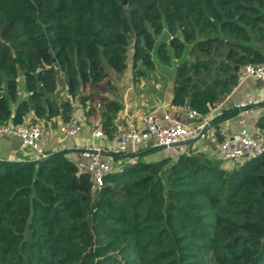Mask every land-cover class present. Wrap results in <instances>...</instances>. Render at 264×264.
Returning a JSON list of instances; mask_svg holds the SVG:
<instances>
[{"label":"trees","instance_id":"16d2710c","mask_svg":"<svg viewBox=\"0 0 264 264\" xmlns=\"http://www.w3.org/2000/svg\"><path fill=\"white\" fill-rule=\"evenodd\" d=\"M122 3L0 0V121L25 123L29 109L55 115L63 74L87 122L100 116L109 133L121 108L102 95L109 74L132 63L139 78L156 62L173 68L170 104L206 115L244 66L264 62V0ZM59 108L67 120L71 102ZM256 127L264 130V116ZM158 148L117 157L120 169L98 188L67 151L0 161V264H264V152L230 167L200 146L143 160Z\"/></svg>","mask_w":264,"mask_h":264},{"label":"crops","instance_id":"0c3cea01","mask_svg":"<svg viewBox=\"0 0 264 264\" xmlns=\"http://www.w3.org/2000/svg\"><path fill=\"white\" fill-rule=\"evenodd\" d=\"M241 70L239 71L237 84L224 99L215 105L211 114L220 115L224 110L235 107L242 100L263 95L262 83L244 74ZM109 77L111 90H105L102 95L108 99L117 100L121 105L120 111L115 114L113 119L115 125L114 130L112 129L113 131L111 130L109 133H105L101 129V119L98 116L93 123H88L86 119L85 124L75 136L63 138L59 131V126L63 121L59 115V107L62 101L67 100V97L63 74H57L58 89L53 94L51 100L56 114L49 118H37L32 109H29L24 117L25 123L37 122L42 125L43 135L41 138V146L46 154L67 151V156L78 165L80 170L85 171L87 160L82 156L81 149L95 140L92 136V130L95 128L101 129L105 134V138L102 141H96L103 143L106 138L116 133L121 127L137 121L138 116L146 112H155L158 115L168 113L172 117L188 124L200 122L199 119L189 118L187 116V107H176L170 104L174 83L173 68H167L156 62L153 70H148L142 77L137 78L134 77L132 63H129L127 70L123 74L110 73ZM89 92H92L91 86ZM18 95L21 100H24L25 97L28 98V95L24 92L22 77L18 82ZM76 101L80 103L78 98ZM26 102L29 104V99ZM80 105L85 109L87 115V107H84L81 103ZM96 105L97 108L102 107L100 104ZM15 109L16 104L13 103L12 110L14 111ZM244 109L245 112L242 118L245 119L247 128L259 139H262L264 137V130L261 131L256 127V123L261 116H264V102L249 104ZM209 114H206L205 117ZM240 129V118L237 115L233 116L221 122L218 129L211 125L210 132L207 133L208 136H205L200 142L196 141L193 144L191 143V148L203 144L210 150L216 151L220 144L217 142L216 131L222 136L224 133H236ZM189 146L175 145L165 149L168 151L174 150L178 155L186 149L190 150L191 148H188ZM132 153L134 152L127 154ZM34 160H37L36 154L29 148L24 147L19 138L14 136L0 137V161L29 162Z\"/></svg>","mask_w":264,"mask_h":264},{"label":"built area","instance_id":"2783aa9c","mask_svg":"<svg viewBox=\"0 0 264 264\" xmlns=\"http://www.w3.org/2000/svg\"><path fill=\"white\" fill-rule=\"evenodd\" d=\"M242 72L262 83L264 90V62L260 64H248L242 68ZM67 99L71 102L72 110L67 120L62 121L59 131L63 138L75 136L86 122L87 115L84 108L71 97L65 86ZM264 102L262 96L245 99L238 102L235 108L238 109L237 116L240 118L241 129L236 133H224L223 139L218 145L217 156L223 163H239L246 159L260 156L264 152V137L259 139L246 126L243 117L244 108L249 104ZM189 118L199 119L196 124H188L172 117L168 113L157 114L146 112L138 116L137 121L126 124L116 133L109 136L103 143L105 134L101 129H93L94 141L81 149L82 156L87 160L85 171L95 187H100L104 177L120 169L121 159L119 156L129 152H137L141 149L163 147L197 136L204 125L209 127L215 116L219 114H200L194 109L188 108ZM43 127L39 123L13 124L12 122L0 121V137L14 136L20 139L24 147L32 150L37 159L44 158L46 154L41 146ZM205 134L201 135V139Z\"/></svg>","mask_w":264,"mask_h":264},{"label":"rangeland","instance_id":"374dc122","mask_svg":"<svg viewBox=\"0 0 264 264\" xmlns=\"http://www.w3.org/2000/svg\"><path fill=\"white\" fill-rule=\"evenodd\" d=\"M242 71V70H241ZM208 132H210L209 130L205 133L206 135V137L208 136ZM202 139H204V138H202ZM199 142L201 141V139L200 140H198ZM200 147H201V149H203L205 152H208L209 154H211L212 153V150H210L207 146H205V145H203V144H200ZM167 152V153H166ZM213 153H215V155H216V157L218 158V156H217V154H216V151L215 152H213ZM167 155H170V156H176L177 155V152L176 151H174V150H167V149H165V148H158V149H156V150H152V151H150V152H148L147 154H145L142 158H143V160H145V161H156V160H160V159H162V158H164V157H166ZM128 161H130V159L128 160ZM221 164L223 165V166H225V167H230L232 164H234V163H223V162H221Z\"/></svg>","mask_w":264,"mask_h":264},{"label":"water","instance_id":"95a60500","mask_svg":"<svg viewBox=\"0 0 264 264\" xmlns=\"http://www.w3.org/2000/svg\"><path fill=\"white\" fill-rule=\"evenodd\" d=\"M122 4L126 5V0H123ZM235 70H238V68L235 67ZM20 77H22V74H20ZM42 88H43V86L40 85L39 89H42ZM91 89H92V87H91ZM24 100L28 101V98L25 97ZM209 129H210V127L208 125H204L202 130L200 131V133L197 136H195L193 138L186 139V140L178 142V143H175V144H173L171 146H175V145H189L191 143H194V142L200 140L201 139V135L205 134ZM215 135L217 137V142L220 143L222 141L223 137L217 131L215 132ZM214 149H215V147H214Z\"/></svg>","mask_w":264,"mask_h":264}]
</instances>
